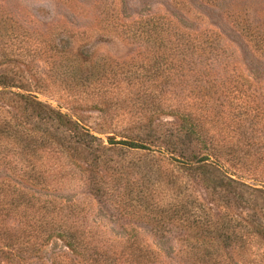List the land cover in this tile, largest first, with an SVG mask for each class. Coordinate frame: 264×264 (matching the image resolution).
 I'll use <instances>...</instances> for the list:
<instances>
[{"label":"trees","instance_id":"trees-1","mask_svg":"<svg viewBox=\"0 0 264 264\" xmlns=\"http://www.w3.org/2000/svg\"><path fill=\"white\" fill-rule=\"evenodd\" d=\"M160 22L136 35L153 82L139 102L128 87L116 92L114 131L99 132L106 140L36 94L44 82L37 60L59 71L53 78L68 69L94 84L85 53L66 59L65 69L57 41L35 35L18 51L0 38V170L51 193L42 198L9 177L0 181V264H158L136 230L109 237L60 194L75 183L103 204L114 196L125 203L128 185L115 175L125 170L116 155L123 149L138 155L130 169L146 173L133 184L147 201L142 216L157 237L181 241L185 264H264V84L232 65L217 32ZM197 187L223 208L219 216L194 197Z\"/></svg>","mask_w":264,"mask_h":264},{"label":"rangeland","instance_id":"rangeland-1","mask_svg":"<svg viewBox=\"0 0 264 264\" xmlns=\"http://www.w3.org/2000/svg\"><path fill=\"white\" fill-rule=\"evenodd\" d=\"M152 17L157 19L151 23L148 20ZM164 17L195 35L217 32L231 54L232 65L247 79L264 84V0H0V38L5 42L8 38L13 40L18 51L35 39V35L57 41L66 48L60 58L63 67L72 55L79 51L85 53L89 57V70L96 73L94 84L78 82L68 69L65 76L53 78L54 74L59 76V71H53L46 61L37 60L32 67L44 82L39 84L42 90L36 94L106 140V134L99 132L114 131L116 92L126 93L128 87L132 100L139 102L153 82L146 72L152 63L149 59L143 60L136 35L143 25H159ZM130 114L134 112L129 110L127 115ZM116 155L124 161L121 164L125 170L115 175L121 185H128L125 203L118 202L120 198L114 196L112 202L103 204L75 183L60 194L80 203L89 223L109 237L117 238L136 230L157 251L158 264H185L179 252L181 241L173 235L157 237L152 225L142 216L145 213L139 208L147 201L145 196L133 192V184L142 183L146 173L130 169L132 160L139 162L138 155H128L124 149ZM8 177L24 190L42 198L51 197L50 192L33 188L7 169H1L0 181ZM193 195L212 208L213 217L223 211L209 203L210 195L201 187ZM53 249L62 247L55 244Z\"/></svg>","mask_w":264,"mask_h":264}]
</instances>
